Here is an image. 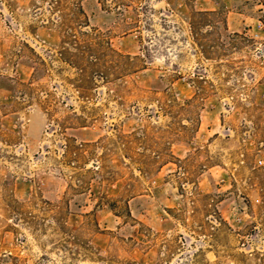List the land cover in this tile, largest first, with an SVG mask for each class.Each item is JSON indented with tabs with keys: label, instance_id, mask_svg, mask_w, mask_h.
<instances>
[{
	"label": "rangeland",
	"instance_id": "1",
	"mask_svg": "<svg viewBox=\"0 0 264 264\" xmlns=\"http://www.w3.org/2000/svg\"><path fill=\"white\" fill-rule=\"evenodd\" d=\"M0 264H264V0H0Z\"/></svg>",
	"mask_w": 264,
	"mask_h": 264
}]
</instances>
